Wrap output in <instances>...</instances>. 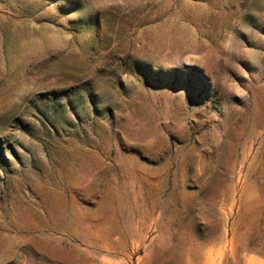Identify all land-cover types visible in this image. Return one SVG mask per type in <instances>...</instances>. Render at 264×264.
<instances>
[{
    "label": "rangeland",
    "instance_id": "374dc122",
    "mask_svg": "<svg viewBox=\"0 0 264 264\" xmlns=\"http://www.w3.org/2000/svg\"><path fill=\"white\" fill-rule=\"evenodd\" d=\"M0 264H264V0H0Z\"/></svg>",
    "mask_w": 264,
    "mask_h": 264
}]
</instances>
